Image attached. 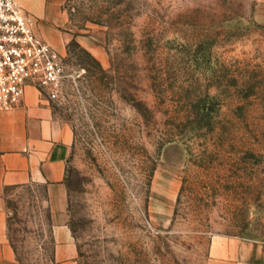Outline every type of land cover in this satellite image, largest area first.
<instances>
[{"label": "rangeland", "instance_id": "1", "mask_svg": "<svg viewBox=\"0 0 264 264\" xmlns=\"http://www.w3.org/2000/svg\"><path fill=\"white\" fill-rule=\"evenodd\" d=\"M44 29L78 264H205L213 235L264 242V0H60ZM5 198L15 264H53L43 186Z\"/></svg>", "mask_w": 264, "mask_h": 264}, {"label": "crops", "instance_id": "2", "mask_svg": "<svg viewBox=\"0 0 264 264\" xmlns=\"http://www.w3.org/2000/svg\"><path fill=\"white\" fill-rule=\"evenodd\" d=\"M38 20L37 34L50 38L44 26L56 19L60 0H15ZM47 41V40H46ZM72 131L57 120L49 99L27 85L21 101L0 112V264H15L6 236L5 191L42 185L49 206L53 264H78L77 247L64 218L65 176ZM205 264H264V242L234 235H213Z\"/></svg>", "mask_w": 264, "mask_h": 264}, {"label": "built area", "instance_id": "3", "mask_svg": "<svg viewBox=\"0 0 264 264\" xmlns=\"http://www.w3.org/2000/svg\"><path fill=\"white\" fill-rule=\"evenodd\" d=\"M35 24V17L15 0H0V112L15 107L27 85L58 97L62 58L37 34Z\"/></svg>", "mask_w": 264, "mask_h": 264}]
</instances>
